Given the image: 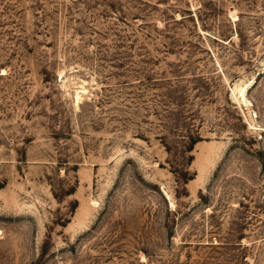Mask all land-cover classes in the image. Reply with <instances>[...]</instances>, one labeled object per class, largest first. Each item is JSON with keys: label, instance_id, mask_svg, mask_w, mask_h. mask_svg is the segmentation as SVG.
Segmentation results:
<instances>
[{"label": "rangeland", "instance_id": "374dc122", "mask_svg": "<svg viewBox=\"0 0 264 264\" xmlns=\"http://www.w3.org/2000/svg\"><path fill=\"white\" fill-rule=\"evenodd\" d=\"M0 264H264V0H0Z\"/></svg>", "mask_w": 264, "mask_h": 264}]
</instances>
